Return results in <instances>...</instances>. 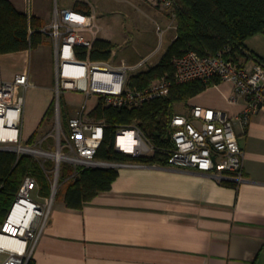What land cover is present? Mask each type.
Masks as SVG:
<instances>
[{"label": "crops", "instance_id": "0c3cea01", "mask_svg": "<svg viewBox=\"0 0 264 264\" xmlns=\"http://www.w3.org/2000/svg\"><path fill=\"white\" fill-rule=\"evenodd\" d=\"M9 1L28 19L36 17L42 26L49 23L55 10H78L80 2L86 3L97 16L100 31L96 38L113 44L109 60L114 63L115 42L108 32L101 34L99 19L117 11L129 17L124 3L137 6V0H116V5L110 0L104 5L93 0ZM155 21L165 23L158 16ZM174 28V34L165 28L167 47L176 37V24ZM252 37L256 38L245 40L244 49L264 57V33ZM45 44L51 46L43 48ZM155 48L143 56L139 54L142 49H135L134 54L141 58L138 61L122 59L135 65ZM237 58L248 67L256 59L246 60L245 55ZM25 71L29 86L24 91L21 135L24 141L34 135V144L49 147L54 142L58 112L61 120L65 117L67 127L68 117L76 114L82 102L62 112L55 97V46L48 35L43 34L42 43L35 48L0 54V80H11ZM34 88L46 92L40 96ZM98 102L95 96L88 110ZM184 104V114L200 105L234 117L243 109L245 99L235 96L232 82L220 81ZM47 119L54 127L41 136ZM64 126L62 132L68 137ZM233 127L244 154V179L239 184L219 183L192 168L129 162L117 167L109 190L99 192L81 208H69L64 189L72 179L71 172L61 177L63 192L57 196V190L48 223L36 242L31 257L34 264H264V111L253 115L247 125L235 119Z\"/></svg>", "mask_w": 264, "mask_h": 264}, {"label": "built area", "instance_id": "2783aa9c", "mask_svg": "<svg viewBox=\"0 0 264 264\" xmlns=\"http://www.w3.org/2000/svg\"><path fill=\"white\" fill-rule=\"evenodd\" d=\"M147 1L161 9L174 6L173 0ZM40 31L48 35L55 46V94L58 102L61 91H79L85 101L76 114L67 119L68 137L62 132L58 112L54 142L49 147L27 144L22 138L21 127L24 91L29 86L28 71L11 80H0V150L15 152L17 158L21 154L34 156L50 183L49 195L42 201H36L32 193H41L37 180L30 174L23 178L8 213L0 222V264H28L48 223L59 187L62 162L72 165L70 178L82 167L117 168L129 164L96 158L106 122L90 114L87 108L90 96H96L104 106L121 110L137 108L145 102L167 96L174 83L212 78L232 82L235 96L245 99L243 109L236 116L230 117L222 110L200 105L192 106L187 114L174 113L168 131L171 146L159 151L166 154V165L198 170L219 183L239 184L243 181L244 154L238 144L233 121L237 119L247 125L253 115L264 111V62L255 59L254 64L248 67L246 62L226 56L230 48L205 55L187 51L173 58L171 78L163 76L146 87L138 88L130 84L129 78L148 63L154 52L135 65L124 59L114 63L109 59L92 60L89 55L84 58L77 56L76 46H84L89 52L99 34L94 11L55 10L49 23ZM87 34L90 38L86 37ZM245 56L246 60L252 58L249 53ZM126 131L130 132V137L124 138ZM113 148L131 156L153 155L157 151L137 126L118 127Z\"/></svg>", "mask_w": 264, "mask_h": 264}, {"label": "trees", "instance_id": "16d2710c", "mask_svg": "<svg viewBox=\"0 0 264 264\" xmlns=\"http://www.w3.org/2000/svg\"><path fill=\"white\" fill-rule=\"evenodd\" d=\"M176 11V37L166 48L158 62L144 70L132 74L129 82L138 88L146 87L152 81L163 76L172 77L175 57L187 51H196L201 55L214 54L230 48L226 56L238 60V55L249 53L244 49V41L255 34L264 33V0H173ZM78 10L89 11L86 3H79ZM42 24L36 17L28 16L17 10L9 0H0V54L35 48L43 41L40 31ZM111 41L96 38L89 50L76 46L80 58L87 55L92 60H108L111 57ZM264 62L263 56H254ZM220 82L218 78L208 81L193 80L172 84L167 96L143 103L138 108L117 110L104 106L99 101L90 111L95 118L104 119V136L100 142L96 158L112 162L166 163V154L162 149L169 148V124L174 114L173 106L177 102H187L192 96L207 87ZM135 124L146 137L150 138L157 151L150 156H131L117 152L113 148L118 127ZM35 136L32 135L29 141ZM50 164V162H48ZM70 171L64 166L62 176ZM115 167H82L65 185L64 202L69 208H81L99 192L111 188L117 176ZM32 175L37 182L50 192V183L46 181L44 171L37 159L29 154H17L0 150V222L8 213L16 192L26 175ZM62 177V178H63ZM224 183H233L226 181ZM28 264H34L30 258Z\"/></svg>", "mask_w": 264, "mask_h": 264}, {"label": "rangeland", "instance_id": "374dc122", "mask_svg": "<svg viewBox=\"0 0 264 264\" xmlns=\"http://www.w3.org/2000/svg\"><path fill=\"white\" fill-rule=\"evenodd\" d=\"M94 2H100L101 5H104L105 0H93ZM112 4H115L114 2H117L116 0H110ZM126 4V12L129 14V17L125 16L121 12L118 13H110V14H104V16L99 19L100 25L102 27L101 34L104 35L105 31L108 32L112 38V40L115 42L116 45V56L114 57L115 61L118 62L122 58L129 59V61H138L140 56L137 54L135 55V49H142V52H140V55H145L148 53V50H150L153 47L155 48V52L153 56L150 58L147 64L143 65L141 69H144L148 67L149 65L153 64L156 62L164 53L166 47H167V42H168V36L167 33L165 32V28H167L172 34L175 32V24H176V11H175V6H173L170 9H161L157 8L156 6H153L150 2L147 0H137V3L135 7H133L130 4ZM123 5V4H120ZM138 8V9H137ZM126 13V14H127ZM160 17V19H163L165 22L164 25L158 24L155 21L156 17ZM162 31V32H161ZM248 39L249 42L250 40H254L256 37H252ZM249 38V37H248ZM246 41H244V44ZM247 45V43H246ZM47 46H51L50 44H45L46 48ZM41 50V49H39ZM36 52V51H35ZM34 52V54H35ZM39 52V51H37ZM36 52V55L39 53ZM138 52V51H137ZM136 53V52H135ZM35 55V56H36ZM36 61V59H35ZM33 64L34 60H33ZM139 70V71H140ZM35 89V88H34ZM32 89V90H34ZM39 89V88H37ZM35 89V90H37ZM38 94L42 96V93L45 94L46 90H37ZM30 93L28 92L27 96H29ZM36 97V96H35ZM56 97V95H55ZM37 98V97H36ZM32 100V97L30 98ZM95 96H90L88 99V104L87 108L91 105V103L94 101ZM85 97L84 95L79 92V91H61L60 92V97H59V106H61L62 112H65L67 109H73L74 106L79 104L80 102H84ZM140 107V106H139ZM138 108V107H137ZM185 104L184 102H177L173 106V112L174 113H184L185 112ZM72 111V110H71ZM64 114V113H63ZM65 117L62 115V120L61 124L64 126L65 125ZM129 126H136L135 124L129 125ZM52 127H54L52 125ZM51 127V122L50 120H45V122L42 124V133L41 136H45ZM53 133L55 134L56 128L53 129ZM64 131H66V134L68 133V128L66 125L64 126ZM143 132V131H142ZM145 135V134H144ZM146 136V135H145ZM38 137H36V140ZM148 138V137H147ZM150 139V138H148ZM169 139V138H168ZM151 140V139H150ZM35 137L32 139V141H25L27 144H34L35 142ZM152 141V140H151ZM53 142V139L51 140ZM148 155L145 156H150L152 153H147ZM32 156V155H31ZM34 157V156H33ZM35 158V157H34ZM37 159V158H35ZM64 166H69L70 171H73V167L71 164L67 162H62L61 163V177L63 168ZM49 168V167H48ZM45 178L47 183L48 177L44 173ZM244 177V176H243ZM62 179V178H61ZM39 184V183H38ZM50 185V184H49ZM40 190H41V185L39 184ZM63 187L64 183L59 182V188H58V194L57 196H61V193L63 192ZM50 192L45 193V189L43 188L42 192L39 194L37 191H34L32 193V197L36 201H42L47 195H49ZM1 259V256H0Z\"/></svg>", "mask_w": 264, "mask_h": 264}, {"label": "bare ground", "instance_id": "6f19581e", "mask_svg": "<svg viewBox=\"0 0 264 264\" xmlns=\"http://www.w3.org/2000/svg\"><path fill=\"white\" fill-rule=\"evenodd\" d=\"M124 138L126 137H130V132L129 131H126L125 134L123 135Z\"/></svg>", "mask_w": 264, "mask_h": 264}, {"label": "water", "instance_id": "95a60500", "mask_svg": "<svg viewBox=\"0 0 264 264\" xmlns=\"http://www.w3.org/2000/svg\"><path fill=\"white\" fill-rule=\"evenodd\" d=\"M168 138H170V134L168 133Z\"/></svg>", "mask_w": 264, "mask_h": 264}]
</instances>
